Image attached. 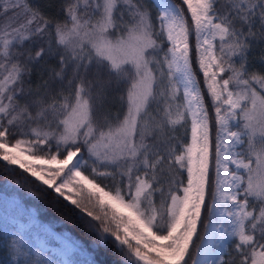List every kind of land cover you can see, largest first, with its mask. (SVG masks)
I'll return each instance as SVG.
<instances>
[{
	"label": "snow or ice",
	"instance_id": "obj_1",
	"mask_svg": "<svg viewBox=\"0 0 264 264\" xmlns=\"http://www.w3.org/2000/svg\"><path fill=\"white\" fill-rule=\"evenodd\" d=\"M0 166L117 264H264V0H0Z\"/></svg>",
	"mask_w": 264,
	"mask_h": 264
},
{
	"label": "trees",
	"instance_id": "obj_2",
	"mask_svg": "<svg viewBox=\"0 0 264 264\" xmlns=\"http://www.w3.org/2000/svg\"><path fill=\"white\" fill-rule=\"evenodd\" d=\"M26 215L47 224L68 240L79 242L86 249L83 253L87 255L91 252L97 264H117L118 255L111 244L106 248L92 249L91 241L94 238L83 230L71 206L65 207L63 203H56L52 196L29 195L26 187L18 186V177L11 171L5 173L0 166V264H8L5 242L11 240L13 233L22 234L35 245L32 228L19 231L12 221L13 218H23Z\"/></svg>",
	"mask_w": 264,
	"mask_h": 264
},
{
	"label": "rangeland",
	"instance_id": "obj_3",
	"mask_svg": "<svg viewBox=\"0 0 264 264\" xmlns=\"http://www.w3.org/2000/svg\"><path fill=\"white\" fill-rule=\"evenodd\" d=\"M12 221L19 231L32 228V240L34 244L43 248L44 251L48 252L50 255L59 259L64 258L66 253L67 258L78 261L80 264H83L87 259V256L83 252H73V250L68 247L70 241L67 238L56 233L36 218L26 215L23 218H13Z\"/></svg>",
	"mask_w": 264,
	"mask_h": 264
}]
</instances>
